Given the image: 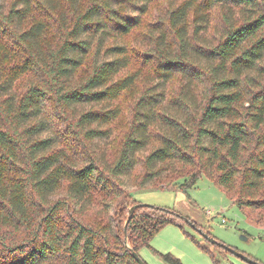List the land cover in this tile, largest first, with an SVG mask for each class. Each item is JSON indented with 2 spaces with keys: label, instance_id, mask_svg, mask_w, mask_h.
Listing matches in <instances>:
<instances>
[{
  "label": "trees",
  "instance_id": "16d2710c",
  "mask_svg": "<svg viewBox=\"0 0 264 264\" xmlns=\"http://www.w3.org/2000/svg\"><path fill=\"white\" fill-rule=\"evenodd\" d=\"M160 2L143 38L155 71L113 152L116 102L141 77H120L126 38ZM202 175L264 227V0H0V264H139L127 244L140 255L185 218L127 179L188 194Z\"/></svg>",
  "mask_w": 264,
  "mask_h": 264
},
{
  "label": "rangeland",
  "instance_id": "374dc122",
  "mask_svg": "<svg viewBox=\"0 0 264 264\" xmlns=\"http://www.w3.org/2000/svg\"><path fill=\"white\" fill-rule=\"evenodd\" d=\"M166 11V2L154 5L151 14L145 18V25L126 38L135 63L120 77L123 78L136 70H139L141 77L135 86L124 91L116 102L122 108V114L113 123L114 140L110 147L113 152L119 151L124 137L129 131L135 104L151 83V71H155V65L152 63L149 64L153 66L151 71L142 70L141 66H145L143 58L147 51L144 41H148V38H143L147 37V28L152 23L166 20ZM180 88L181 83L178 79L170 87V97L178 94ZM60 131L66 133L64 124L60 126ZM126 182V187L130 191H134L133 197L138 203L175 211L190 221V223L184 222L182 227L175 224L166 225L154 237L151 247L143 248L140 251V257L146 264H168L160 254H172L183 264H215L212 253L219 255L221 250L204 238L199 230L209 234L211 238L225 246L264 264V227L248 221L226 192L206 175H202L196 187L188 194L169 189L140 190L128 182V179ZM96 208L91 210L92 212L90 211L87 220L100 218L98 211H103V209L101 206ZM108 214L112 216L113 210ZM221 259L222 264H250L229 252L224 253Z\"/></svg>",
  "mask_w": 264,
  "mask_h": 264
},
{
  "label": "water",
  "instance_id": "95a60500",
  "mask_svg": "<svg viewBox=\"0 0 264 264\" xmlns=\"http://www.w3.org/2000/svg\"><path fill=\"white\" fill-rule=\"evenodd\" d=\"M142 206L144 207H152V206H149V205H144V204H141ZM139 207V205H136L132 208H130L129 210V217H128V220L126 222V227H128L130 221L132 220L134 214H135V211L136 209ZM185 222L187 223H190V221L184 219ZM199 232L202 234V236L204 238H206L207 240H209L212 244H218V245H221V246H224L228 251H230L232 254H235L236 256L242 258L244 261L250 263V264H261L260 262L256 261V260H253L251 259L250 257L244 255V254H241L239 252H237L236 250H234L233 248H230V247H227L225 246L224 244L222 243H219L217 240H215L214 238H211L208 234L204 233L202 230H199ZM127 249L130 250L132 253H133V256L135 258V260L139 263V264H145V262L142 260V258L140 257V255L136 252H134L132 250V248L130 247V245L127 244Z\"/></svg>",
  "mask_w": 264,
  "mask_h": 264
},
{
  "label": "built area",
  "instance_id": "2783aa9c",
  "mask_svg": "<svg viewBox=\"0 0 264 264\" xmlns=\"http://www.w3.org/2000/svg\"><path fill=\"white\" fill-rule=\"evenodd\" d=\"M208 213L210 214V211H208Z\"/></svg>",
  "mask_w": 264,
  "mask_h": 264
}]
</instances>
